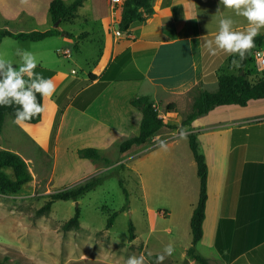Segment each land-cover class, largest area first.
<instances>
[{"label": "crops", "instance_id": "obj_1", "mask_svg": "<svg viewBox=\"0 0 264 264\" xmlns=\"http://www.w3.org/2000/svg\"><path fill=\"white\" fill-rule=\"evenodd\" d=\"M50 1L0 0V29L27 33L54 28L48 11ZM151 4L152 13L144 21L131 22L120 36L115 30L121 19V4L112 9L109 0H84L72 19L59 22L60 34L38 41L4 37L0 46L6 45L8 58L11 49H25L29 42L46 39H51L49 43L56 47V52L62 54L68 50L69 57L72 53L63 47L65 45L72 44L83 51L87 43L92 48L90 62H86L87 78L72 80V85L76 88L83 83L75 98L95 87L94 91L79 104L74 105L72 99L62 108L56 98L43 97L44 111L38 123L43 121L44 114L49 126L60 116L58 140L69 111L78 121L79 132L92 136L86 146L100 149L105 140L119 143L136 135L142 114L130 101L143 95L148 96L158 110H163V114L160 111L159 114L166 125L142 144L152 140L150 146H155L161 140H174L179 136L180 126L188 133H198V147L199 150L201 145L204 148L200 152L205 156L208 171L203 234L197 243L205 246L210 255L202 257L209 264H264V99L250 100L247 105L240 106L245 110L230 108L238 106L234 104L216 106L189 123L181 124L191 108L193 88L198 86L213 91L208 89L218 86L217 77L221 72L234 73L238 69L232 64L233 59L230 60L232 55L223 50L210 55L204 40L215 37L221 18L231 17L236 30L245 29L249 22L237 16L234 10L225 8L220 0H151ZM77 22L82 25L73 32L60 26L66 23L72 29ZM260 34L264 36V28ZM39 59L42 66L38 65L35 72L51 79L61 73L46 67ZM262 71L264 69L251 70L250 65L244 70L249 78ZM167 104L174 105L171 111L166 110ZM134 147L120 153L121 156H126ZM9 150L16 152L12 148ZM61 228L62 224L19 222L7 234L1 236L0 230V242L1 238L6 239L9 246L26 257L27 263L40 264L43 251L58 260V256L63 258ZM45 236H51L55 246L50 251L47 246L41 247L38 252L37 247L43 244ZM185 257L186 252L183 259Z\"/></svg>", "mask_w": 264, "mask_h": 264}, {"label": "rangeland", "instance_id": "obj_2", "mask_svg": "<svg viewBox=\"0 0 264 264\" xmlns=\"http://www.w3.org/2000/svg\"><path fill=\"white\" fill-rule=\"evenodd\" d=\"M81 25L77 22L71 29L66 23L60 24L72 32ZM7 40L13 42L12 39ZM50 40L29 42V47L26 46L25 50L35 53L46 67L61 71L53 77L57 88L52 95L61 108L71 103L72 99L75 101L74 105H77L95 89L86 90L75 98V93L83 83L76 88L72 85V80L87 78L86 62H90L88 57L92 48L87 43H84L83 51L72 44L65 45L63 47L72 53L67 57L56 52V47L50 45ZM5 46H0V53H6ZM16 49L18 48L11 49L9 56L14 63H18L20 59L16 55ZM250 69L257 70L254 63L250 64ZM236 72L237 69L234 70ZM216 88L217 86L208 90L214 91ZM230 108L245 110L240 106ZM159 111L162 115L163 110ZM59 117L50 126L47 124L46 114L38 124H16L14 117H5L0 148L16 150L25 160L31 179L17 193L0 192L1 236L19 222L63 224L78 207L80 227L69 230L61 228L63 258L58 256L57 260L43 251L40 254L42 262L38 263L52 264L53 261L55 264L58 261L57 264H126L129 256L140 255L142 252L147 256L150 252L152 255L148 257L149 264H155L156 255L171 242L175 246V252L166 257L163 264H181L183 254L192 242L189 221L199 197V178L188 136H177L174 140L165 141L166 148H162L160 143L150 146V140L146 144L135 145L126 156H121L118 152L116 140H105L98 150L111 158V163L106 164L101 160L79 156L78 149L94 146H86L92 136L87 132H79L76 124L78 121L71 111L66 115L67 122L58 140ZM113 137L116 139V136ZM203 149L201 145L200 151L203 152ZM123 158L124 163L119 162ZM6 170L10 173V169ZM109 171H112L110 175ZM99 173L107 174L103 182L77 200H55L48 213L37 214L36 211L44 205L51 193L76 186ZM120 180L127 190V197L119 184ZM113 212H117L116 216L111 226L106 228L107 220ZM130 223L135 235L132 240L129 239ZM42 242L37 247L38 252L41 247L47 246L50 251L55 246L51 236H45ZM57 246L59 247V242ZM195 247L198 255H210L201 243H196ZM34 255L37 256L36 253ZM0 259H7L12 264H33L25 262L26 257L2 238Z\"/></svg>", "mask_w": 264, "mask_h": 264}, {"label": "trees", "instance_id": "obj_3", "mask_svg": "<svg viewBox=\"0 0 264 264\" xmlns=\"http://www.w3.org/2000/svg\"><path fill=\"white\" fill-rule=\"evenodd\" d=\"M84 0H72L65 2L64 0H51L49 3V15L53 22L60 20L67 21L75 16L77 9L83 4ZM121 19L118 24L120 31H127L129 25L133 21H144L152 13L151 0H123L121 3ZM61 31L56 28L45 30H33L27 33H13L8 29H0V42L4 37L28 39L31 41L42 40L48 36L60 34ZM255 46L248 50L246 58L241 62L236 73L221 72L217 77V89L207 91L200 87H195L192 90V104L190 110L184 115L181 124L189 123L193 119L203 114L208 113L216 106L221 105H238L245 106L250 100L264 99V71L257 74L254 78H249L246 72L240 74L241 70H245L247 65L253 63L252 51L261 47L264 43V36L257 35L255 38ZM238 59L235 54L231 56ZM94 75V74H91ZM38 102L43 104V97L37 94ZM131 105L141 111L142 117L139 126V132L136 135L124 138L118 143L117 150L123 153L129 150L133 145H139L151 138L162 126L166 125L164 118L155 109L152 100L148 96H137L130 101ZM18 105L0 106V134L3 129L4 120L7 115L15 118V109ZM173 104H167L166 110L171 111ZM42 119V113L33 117L25 123L36 124ZM188 144L194 161L196 163L197 176L199 178V197L196 205L193 208L190 217V232L192 235L191 245L186 250V257L181 264H188L190 260H195L198 264H209L208 260L195 253V244L201 239L203 234V220L205 217V205L207 200V163L205 156L200 152L196 134L191 132L188 134ZM80 157L92 160H101L106 164L111 163V158L105 156L103 152L94 147H83L78 149ZM123 165V164H121ZM6 169H10V173ZM112 171H109L110 175ZM106 173H99L91 176L86 181L79 183L76 186L53 192L49 195V199L44 205L39 208L37 214L48 213L50 207L55 200H77L86 192L92 190L97 185L101 184L106 177ZM31 173L27 167L25 160L17 152L0 148V192L17 193L21 188L29 182ZM125 196L127 190L123 186L122 180L119 181ZM117 212H113L106 223V228H109L116 216ZM80 210L77 207L74 214L64 221L62 224L63 230L78 229ZM133 225H129V239L132 240L135 235ZM0 264H12L7 259H0Z\"/></svg>", "mask_w": 264, "mask_h": 264}, {"label": "clouds", "instance_id": "obj_4", "mask_svg": "<svg viewBox=\"0 0 264 264\" xmlns=\"http://www.w3.org/2000/svg\"><path fill=\"white\" fill-rule=\"evenodd\" d=\"M225 8L234 10L237 16L247 19L248 26L243 30L234 29V20L231 17L221 18L219 31L212 39L204 40V47L210 55H216L218 50H223L229 55L235 54L238 59L233 58L232 64L240 67L246 58L248 50L255 46V37L264 28V0H220ZM19 62L8 58L0 53V106L18 105L15 109L14 122L22 124L30 121L33 117L43 113L44 106L38 102L37 94L41 97H51L56 92V83L53 79L44 77L35 72L41 60L29 50L18 49ZM27 77V78H26ZM188 131L180 128L178 135L185 138ZM160 146L166 148V142L161 140ZM175 252L173 243L164 246L163 251L156 255L155 264H163L166 257ZM152 253L131 255L126 264H149L148 257Z\"/></svg>", "mask_w": 264, "mask_h": 264}, {"label": "built area", "instance_id": "obj_5", "mask_svg": "<svg viewBox=\"0 0 264 264\" xmlns=\"http://www.w3.org/2000/svg\"><path fill=\"white\" fill-rule=\"evenodd\" d=\"M123 2V0H109V5L112 9L115 8L116 5H119ZM115 34L120 36L122 32L119 29L115 30ZM69 51H63L62 54L69 56ZM253 63L257 69H264V47H257L252 51ZM155 109L158 110V107L154 105ZM159 111V110H158Z\"/></svg>", "mask_w": 264, "mask_h": 264}, {"label": "water", "instance_id": "obj_6", "mask_svg": "<svg viewBox=\"0 0 264 264\" xmlns=\"http://www.w3.org/2000/svg\"><path fill=\"white\" fill-rule=\"evenodd\" d=\"M59 22H60V20L55 21L53 27L56 28V27L58 26ZM63 34L66 35L65 33H63ZM243 72H244V71L241 70V71H240V74H243Z\"/></svg>", "mask_w": 264, "mask_h": 264}]
</instances>
